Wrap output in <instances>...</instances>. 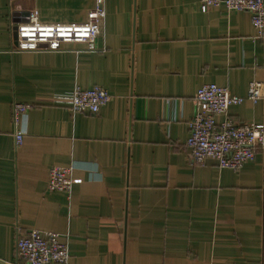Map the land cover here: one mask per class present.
<instances>
[{
  "label": "crops",
  "instance_id": "obj_1",
  "mask_svg": "<svg viewBox=\"0 0 264 264\" xmlns=\"http://www.w3.org/2000/svg\"><path fill=\"white\" fill-rule=\"evenodd\" d=\"M94 5L0 0V262L25 264L18 230L40 229L60 234L68 264H264V147L233 170L194 162L187 146L203 84L246 96L264 82L250 13L203 12L200 0H104L95 50H13V21H84ZM94 85L112 95L98 113L53 99ZM14 102L32 105L20 146ZM229 114L264 123V98ZM54 165L76 166L70 194L48 190Z\"/></svg>",
  "mask_w": 264,
  "mask_h": 264
},
{
  "label": "built area",
  "instance_id": "obj_2",
  "mask_svg": "<svg viewBox=\"0 0 264 264\" xmlns=\"http://www.w3.org/2000/svg\"><path fill=\"white\" fill-rule=\"evenodd\" d=\"M104 0H95L84 21L44 22L34 14L29 21L12 22L13 50L23 52L60 51L72 43L86 44L87 49L97 48L106 18ZM203 12L212 7L227 11H247L257 30V38L264 42V0H200ZM15 32L17 38L15 39ZM264 98V82L252 81L246 96L233 94L229 88L216 83L203 84L197 91V111L189 122L190 136L187 146L196 163L215 160L220 168L239 170L255 158L256 150L264 147V123L238 124L229 114L233 105L246 99L253 102ZM57 102L68 103L73 112L98 113L108 104L112 95L102 86L89 88L76 86L69 93L53 97ZM32 108L31 104L14 102L12 118L16 146L23 143L27 132L22 120ZM223 116L222 121L218 117ZM75 165H54L49 172L48 190L71 193ZM17 254L25 264H68L69 248L60 234L50 230H18Z\"/></svg>",
  "mask_w": 264,
  "mask_h": 264
},
{
  "label": "water",
  "instance_id": "obj_3",
  "mask_svg": "<svg viewBox=\"0 0 264 264\" xmlns=\"http://www.w3.org/2000/svg\"><path fill=\"white\" fill-rule=\"evenodd\" d=\"M17 38V33L15 32V39ZM0 264H4V263H2V262H0Z\"/></svg>",
  "mask_w": 264,
  "mask_h": 264
}]
</instances>
